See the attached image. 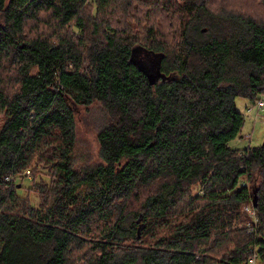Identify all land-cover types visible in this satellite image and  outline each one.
<instances>
[{"label":"trees","instance_id":"trees-1","mask_svg":"<svg viewBox=\"0 0 264 264\" xmlns=\"http://www.w3.org/2000/svg\"><path fill=\"white\" fill-rule=\"evenodd\" d=\"M136 1L175 38L120 30L116 0H0V264L264 263V143L230 145L236 98L264 93V19L203 32L218 16L202 0H123L128 13ZM94 103L110 117L100 161L76 166V114Z\"/></svg>","mask_w":264,"mask_h":264},{"label":"rangeland","instance_id":"rangeland-1","mask_svg":"<svg viewBox=\"0 0 264 264\" xmlns=\"http://www.w3.org/2000/svg\"><path fill=\"white\" fill-rule=\"evenodd\" d=\"M205 2L218 18L214 22L206 21L202 25L203 32H212L210 25L214 28L222 27L220 16L228 14H244L252 15L257 19H264V0H202ZM117 7L107 14V18L117 26L120 30L128 29L133 32L136 37L143 39L144 33L149 26H156L160 30L166 31L172 37L178 34L174 19L169 15H158L154 13L152 7L144 6L141 2H135L130 13L123 6V0H116ZM88 11L92 13L93 6L88 7ZM219 21L221 22L219 24ZM175 27V28H174ZM40 32H51L47 24L38 26ZM170 41L172 38H169ZM140 61L143 64H152L154 57L142 54ZM6 76L12 81L15 75L13 70L8 69ZM258 99H263L262 94L258 95ZM236 105L239 111L245 114V124L241 135L230 142L233 148L244 149L248 147L261 146L264 143V107L258 108V100L252 101L249 98L237 97ZM76 127V147L74 151V160L76 166H91L100 161V145L98 141L99 131L106 125L110 117L105 108L100 103H94L89 107H79L77 114ZM1 122V117H0ZM259 176V175H258ZM256 179V188L261 184V177ZM20 182V183H19ZM19 189L22 196L28 199L32 204L38 205L40 202V194L36 190V185L29 179H18ZM258 195V191H254ZM249 212V211H248ZM250 213V212H249ZM253 216L252 213H250Z\"/></svg>","mask_w":264,"mask_h":264},{"label":"built area","instance_id":"built-area-1","mask_svg":"<svg viewBox=\"0 0 264 264\" xmlns=\"http://www.w3.org/2000/svg\"><path fill=\"white\" fill-rule=\"evenodd\" d=\"M263 99H259L258 101V108L261 109L264 107V93L262 94ZM247 211L252 213L253 215L255 214L254 211L252 210L251 207L246 208ZM250 264H264V263H258L257 262V256L256 254L250 259Z\"/></svg>","mask_w":264,"mask_h":264},{"label":"water","instance_id":"water-1","mask_svg":"<svg viewBox=\"0 0 264 264\" xmlns=\"http://www.w3.org/2000/svg\"><path fill=\"white\" fill-rule=\"evenodd\" d=\"M253 203H254V206L257 205V195H255L254 199H253Z\"/></svg>","mask_w":264,"mask_h":264}]
</instances>
